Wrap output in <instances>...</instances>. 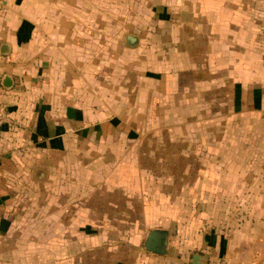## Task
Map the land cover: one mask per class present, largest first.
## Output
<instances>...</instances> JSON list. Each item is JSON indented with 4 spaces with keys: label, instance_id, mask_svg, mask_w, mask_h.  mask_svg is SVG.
I'll use <instances>...</instances> for the list:
<instances>
[{
    "label": "crops",
    "instance_id": "1",
    "mask_svg": "<svg viewBox=\"0 0 264 264\" xmlns=\"http://www.w3.org/2000/svg\"><path fill=\"white\" fill-rule=\"evenodd\" d=\"M6 75L2 234L25 218L62 264L68 242L75 259L125 249L113 264H264V0H0ZM153 229L171 231L165 253L145 247Z\"/></svg>",
    "mask_w": 264,
    "mask_h": 264
},
{
    "label": "rangeland",
    "instance_id": "2",
    "mask_svg": "<svg viewBox=\"0 0 264 264\" xmlns=\"http://www.w3.org/2000/svg\"><path fill=\"white\" fill-rule=\"evenodd\" d=\"M146 5V9L149 11L151 4H147ZM146 10V12H147ZM130 29H125V32H139V30H143V29H133V27H129ZM138 28V27H137ZM116 34V33H115ZM116 36V35H115ZM117 38V37H116ZM231 132V131H230ZM201 133V131L199 132V134ZM239 130L236 131H232L231 132V136L228 135V137H233L238 136ZM242 133V132H241ZM212 134V133H211ZM242 136V135H241ZM259 151L264 152V146L258 147ZM220 148L215 147V151L214 153H218V150ZM224 149L225 154H228V156L230 158H233L234 154H237L239 152L238 147L236 146H228L223 147L222 150ZM242 152L249 154V149L248 147H243ZM222 152V151H221ZM229 158V159H230ZM245 161L241 162H233L232 160H227L226 161V169L227 171L233 170V169H238L239 167H242V170L244 169H248L249 167V157L248 158H244ZM184 162L182 163H178V165H183L181 167V169H184ZM147 165H150L149 163H147ZM217 162H214V165L211 164V166L214 167V169H217ZM162 167L164 168V163H162ZM250 178H242V181L239 182V184L235 183V179L234 178H230L226 180V189L229 188V186H233L235 185H240V186H244V184L246 182H248ZM212 181H215L216 179H211ZM252 180V179H251ZM255 180V179H254ZM262 180V179H261ZM260 179L258 180V182H252V185L257 184V185H262L264 182L261 181ZM166 184V179H162V185ZM211 184V183H209ZM212 185V184H211ZM225 195V194H223ZM227 196H231L230 198H232L233 196H236V198L238 199L239 194H235V193H231L230 195H226ZM217 195H215L214 197V201H216ZM234 213V211H232ZM4 213L5 216L7 217H11L10 215V211L9 210H5L4 212L0 211V214ZM20 223L23 225L22 230H20V232L15 233V232H7L6 234H2L0 232V264H62L63 260L58 259V257L54 256L52 254L53 251H56L57 249V243H49V248L47 249V251H45L44 249H46L41 242L38 243H32L30 241L26 240V236L24 231L26 230V220L25 218H20ZM4 230L7 229V225L5 224V222L3 223V226H1ZM0 227V229H1ZM123 231L122 234H124L123 236L125 237V227H122ZM114 236V235H113ZM120 236V235H118ZM23 237V241H16L18 238ZM115 237V236H114ZM15 240V241H14ZM116 240V239H115ZM124 242L119 243L123 246H125V238L123 239ZM117 241V240H116ZM118 243L114 242L113 246H116ZM105 245V244H104ZM107 245V244H106ZM103 245H99V249L97 251L91 252L93 254H95L96 257L94 258H90V253L86 252L83 253L81 256L79 257H75L74 255V251H73V243L68 242L67 243V254H70L66 257V259L64 260L65 264H74L75 260H80L81 259V263L82 264H113L117 259H121V254L123 255L125 253V249L120 250L121 252H119V257H116V255L113 253V251L110 249L111 246L107 245L106 247H102ZM72 247V248H71ZM113 248V247H112ZM108 250V251H107ZM109 250H111V252H109Z\"/></svg>",
    "mask_w": 264,
    "mask_h": 264
},
{
    "label": "water",
    "instance_id": "3",
    "mask_svg": "<svg viewBox=\"0 0 264 264\" xmlns=\"http://www.w3.org/2000/svg\"><path fill=\"white\" fill-rule=\"evenodd\" d=\"M139 38L136 34H126L125 35V44L129 47H136L138 45ZM10 50L9 45L2 44L1 46V52L2 53H8ZM2 84L6 88H10L13 86V78L9 75H6L4 77V80L2 81ZM35 177L37 179H45L46 177V169L44 168H36L35 169ZM171 233L170 230L167 229H153L149 232L145 247L153 252L156 253H165L167 251V245H168V238L169 234ZM204 255L201 253H195L193 255V264H205L203 262Z\"/></svg>",
    "mask_w": 264,
    "mask_h": 264
},
{
    "label": "built area",
    "instance_id": "4",
    "mask_svg": "<svg viewBox=\"0 0 264 264\" xmlns=\"http://www.w3.org/2000/svg\"><path fill=\"white\" fill-rule=\"evenodd\" d=\"M9 112L5 101V88L0 80V129L6 123ZM253 264H263L261 262H254Z\"/></svg>",
    "mask_w": 264,
    "mask_h": 264
}]
</instances>
